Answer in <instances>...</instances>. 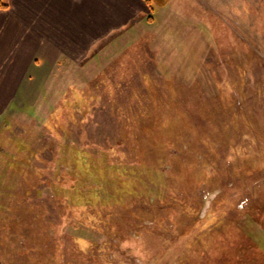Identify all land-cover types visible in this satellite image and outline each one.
<instances>
[{
  "label": "rangeland",
  "instance_id": "obj_1",
  "mask_svg": "<svg viewBox=\"0 0 264 264\" xmlns=\"http://www.w3.org/2000/svg\"><path fill=\"white\" fill-rule=\"evenodd\" d=\"M151 5L5 108L0 264H264V0Z\"/></svg>",
  "mask_w": 264,
  "mask_h": 264
},
{
  "label": "crops",
  "instance_id": "obj_2",
  "mask_svg": "<svg viewBox=\"0 0 264 264\" xmlns=\"http://www.w3.org/2000/svg\"><path fill=\"white\" fill-rule=\"evenodd\" d=\"M8 2L7 8H0V123L5 128L6 117L12 126L9 134L15 131V115H7L5 108L22 83L31 80L29 69L61 62L65 54L83 64L117 38L148 23L153 13L148 0Z\"/></svg>",
  "mask_w": 264,
  "mask_h": 264
},
{
  "label": "trees",
  "instance_id": "obj_3",
  "mask_svg": "<svg viewBox=\"0 0 264 264\" xmlns=\"http://www.w3.org/2000/svg\"><path fill=\"white\" fill-rule=\"evenodd\" d=\"M3 1L4 0H0V6H2L4 8L7 5L5 3H3ZM148 2H149V5H150L151 9L153 10V6L151 5V0H148ZM153 19H155V18L153 17V14H151V16H149V21L152 22Z\"/></svg>",
  "mask_w": 264,
  "mask_h": 264
}]
</instances>
